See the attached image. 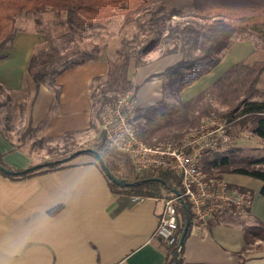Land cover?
Here are the masks:
<instances>
[{
  "label": "crops",
  "instance_id": "0c3cea01",
  "mask_svg": "<svg viewBox=\"0 0 264 264\" xmlns=\"http://www.w3.org/2000/svg\"><path fill=\"white\" fill-rule=\"evenodd\" d=\"M167 6L193 11L191 0H169ZM181 19L173 16L174 21ZM16 25L12 47L0 49V84L12 96L11 126L6 131L0 108V152L9 165L26 169L48 157L38 158V140L90 127L93 79L108 73L109 59L116 56L123 36L132 37L134 27L125 25L115 32L89 35L81 31L74 35L79 51L97 47V57L60 73L56 77L60 86L57 96L46 84L37 89L28 71L30 58L45 41V35L35 30L33 21L20 27L17 19ZM68 32L70 27L65 24L51 34L56 37ZM164 51L165 46L151 51L140 66L135 59L130 61L128 76L138 86L136 105L141 108L157 105L164 98L163 80L150 77L184 57L181 51ZM242 60L264 61L260 38L252 35L236 39L214 68L182 90L181 101L211 86ZM257 87L263 94L257 99L264 100V71ZM29 125L33 131L24 139ZM21 127L23 131L16 136ZM236 141L238 147L248 145L245 137H237ZM256 141L260 144L255 149L261 150L258 148L264 141L259 137ZM223 176L254 192L250 210L216 216L206 226H192L184 246L185 264H264V252L249 254L244 234L245 227L264 223V197L260 193L263 182L237 173ZM124 202L112 192L92 154H80L61 168L24 179L0 174V264H165L167 246L154 236L162 198ZM59 205L60 211L49 213Z\"/></svg>",
  "mask_w": 264,
  "mask_h": 264
},
{
  "label": "trees",
  "instance_id": "16d2710c",
  "mask_svg": "<svg viewBox=\"0 0 264 264\" xmlns=\"http://www.w3.org/2000/svg\"><path fill=\"white\" fill-rule=\"evenodd\" d=\"M168 1L0 0V49L12 47L17 32L16 22L22 13L48 10L58 13L66 12V19L62 23L70 27V32L60 35L62 38L46 34L45 44L33 53L28 66L29 74L35 81L37 89L41 84H46L57 96L60 86L56 83V77L78 64L95 59L98 53V48L94 47L89 52L81 51L88 55L87 58L78 61L70 60L66 54H62V50L67 49L69 45L61 46V43H58L59 39L62 40L67 36L74 41L73 36H76L78 30L86 33L88 29L99 27V25L104 26L118 15L124 17L125 25L134 27L132 37L123 36L116 56L109 59L108 73L93 79L90 127L86 130L71 131L62 136L46 138L53 140L69 137L88 130L98 133V141L90 148L101 155L112 173L122 179L123 183L118 184L109 178L93 152L85 148L81 154H92L97 158L112 192L124 199L123 204L132 201L134 196L162 198L173 190L180 192L183 190L182 179L178 173L137 172L125 154L108 144L105 131L100 128L105 108L114 105L119 99V94L125 95L132 91L133 97L136 96L138 86L134 85L128 76L131 59H135L136 65L140 66L146 62L145 56L160 46H165V53L181 51L184 57L176 64L150 77L155 76L163 80L164 98L163 102L149 108L144 109L138 105L135 108L134 124L138 136L143 141L148 144H158L162 140L179 142L191 129H198L204 117L221 118L232 123L233 126L250 123L253 134L264 141V100L257 99L263 95L257 87V82L264 71V61L254 63L239 61L196 96L186 102L180 99L182 90L214 68L236 39L254 35L260 38L264 45V0H191L193 11L169 7ZM173 16H179L182 19L174 21ZM77 53L79 49L71 51L73 55ZM2 57L3 55H0V58ZM0 95L4 97L0 98L3 119L9 123L12 96L1 84ZM166 99H173L174 102H167ZM22 108L24 110V104ZM182 110L190 112L188 120L175 116ZM165 116H168V120L162 122L163 119H167L163 118ZM142 118L146 119L145 122L141 120ZM7 126L5 124V128H8ZM180 130L183 132L178 133ZM32 131L33 128L29 125L23 133V138L26 139ZM42 140L44 138L39 142ZM246 153L247 148L233 146L225 151L207 154L202 159L201 170L223 178L225 173H237L260 179L263 182L260 193L264 197V154L251 156ZM78 155L45 160L26 169H18L6 163L0 152V165L16 172L6 173L0 169V174L12 179H24L43 171L61 168ZM154 177L161 180L151 179ZM240 188L247 191L251 197L253 196L252 190L243 186ZM187 205L190 217L187 235L178 252L177 247L180 245L187 220L185 204L178 201V238L174 245L167 247L168 257L165 264H176V261L178 264H185L184 246L192 228V213L190 205ZM61 208V205L56 206L49 213L55 214ZM249 210L248 207L245 211ZM244 234L246 243L252 237L264 239V223L245 227Z\"/></svg>",
  "mask_w": 264,
  "mask_h": 264
},
{
  "label": "built area",
  "instance_id": "2783aa9c",
  "mask_svg": "<svg viewBox=\"0 0 264 264\" xmlns=\"http://www.w3.org/2000/svg\"><path fill=\"white\" fill-rule=\"evenodd\" d=\"M136 96L130 91L104 110L103 130L108 144L125 154L137 172L156 174L160 171L178 173L182 192L164 195L163 208L155 229V238L165 246L177 242L179 213L177 202L190 205L192 226H206L209 221L227 213L242 214L251 205L252 197L225 178L201 170L205 155L225 151L234 142L233 125L221 118L204 117L198 129L186 134L179 142L148 144L135 128ZM145 197L134 196L133 202ZM180 246L177 247L179 252Z\"/></svg>",
  "mask_w": 264,
  "mask_h": 264
},
{
  "label": "rangeland",
  "instance_id": "374dc122",
  "mask_svg": "<svg viewBox=\"0 0 264 264\" xmlns=\"http://www.w3.org/2000/svg\"><path fill=\"white\" fill-rule=\"evenodd\" d=\"M65 14H66V12L58 13V12H54L51 10H48L46 12H39V11L24 12L20 16H18V24L20 27H22V26H25V24H29L30 22L33 21L35 24V30L37 32L43 33L46 37V34L51 35V31L52 32L59 31L61 29L62 25H65V23H62L66 19ZM124 23H125L124 17L122 15H118V16L110 19L104 26L99 25V27L97 26L95 28L88 29V30H86L87 31L86 33H89V35H92L93 33H98V32H100V33L115 32L119 28L124 27L125 26ZM78 32H79V30H78ZM60 38H62V37L60 36ZM58 39H59V37H58ZM66 39H67V41H66ZM71 40L72 39H70L69 37L67 38V36L64 37L62 40L59 39L58 43H61L60 44L61 46L69 45V47L67 49L62 50V54H66L68 56V58L70 60H73V61H78V60L87 58L88 55L84 52H81V51H79V53L74 54V55L71 54L72 50L78 49L76 43L73 40L72 41ZM44 42H46V40ZM44 42L39 45L38 49H40L42 47V45L45 44ZM87 51L89 52L90 50H87ZM122 96H124V95L119 94V98H121ZM0 98L3 99L4 98L3 95H0ZM95 101H96V99H95ZM166 101L170 102V103L174 102L173 99H166ZM161 102H163V100ZM144 109H146V108H144ZM175 116L182 117L183 120H188L190 118V112H188L186 110H182V111L176 113ZM103 118H104V113H103V117H102V122H100L101 123V125H100L101 129H103V123H104ZM163 118H167V119H163L162 122H166L168 120V116H165ZM141 120L143 122H145L146 119L142 118ZM5 124L8 125L7 127L11 126L10 123H6L3 119V127H5ZM234 127H235V128H233L234 133L232 134L234 142L232 143L231 147L237 146L238 142L236 141V138L237 137L239 138L242 136L248 140L245 142L246 144H248V145H245L247 148L246 154L251 155V156H258V155L264 154V142L262 144L263 147L258 148L261 150L255 149L256 148L255 146H258L260 144V142L256 141L257 137L253 134L252 125L250 123H245L242 126L237 125ZM23 128L24 127L19 128L18 133H16L15 135L19 136V133H21L23 131ZM6 129L7 128H4L5 131H6ZM191 131H194V130L191 129L190 132ZM179 132H183V131L180 130V131H178V133ZM188 133L189 132H187L186 134H188ZM98 139H99L98 133H96L94 130H88V131L75 133L74 135L69 136V137L57 138V139H53V140L52 139H44L41 142H39V140H38L37 144H39L38 147H39V149H41V150H39L40 153H39L38 158L45 157V155L48 154V157L44 158L42 161L51 160V159H62V158L73 155L76 151H79L80 149L83 150L85 148L86 149L90 148L91 146H93L95 144V142L98 141ZM166 141H173V140H162L158 143L166 142ZM48 158H50V159H48ZM42 161L40 160V162H42ZM215 173L217 174V172H215ZM212 219H214V218H212ZM246 249H249V254L263 253L264 252V239H258V238H253V237L250 238L248 240V242L246 243Z\"/></svg>",
  "mask_w": 264,
  "mask_h": 264
},
{
  "label": "water",
  "instance_id": "95a60500",
  "mask_svg": "<svg viewBox=\"0 0 264 264\" xmlns=\"http://www.w3.org/2000/svg\"><path fill=\"white\" fill-rule=\"evenodd\" d=\"M85 150H88V151L93 152L98 157L99 162L101 163V165L103 166L104 170L106 171L107 175L109 176V178L111 180H113L114 182H116L118 184H122L123 183V180L122 179H119L118 177H116L112 173V171L109 169V167L105 164L104 159L101 157V155L97 151H95L94 149H91V148H87ZM83 151L84 150H79V151H76L74 154H77L78 155V154H81ZM0 169H2L6 173H16V172H13V171L9 170L8 168L3 167L2 165H0ZM23 171H27V170H23ZM151 179L161 180L158 177H154V178H151ZM127 184H130V183H127ZM173 191L176 194H179V191H177V190H173ZM185 208L187 210V220H186V225H185L184 230H183L182 235H181L180 245H179L180 247H181L182 243L185 240V237L187 235V232H188V229H189V226H190L189 209H188V205L187 204H185ZM176 264H178L177 261H176Z\"/></svg>",
  "mask_w": 264,
  "mask_h": 264
}]
</instances>
